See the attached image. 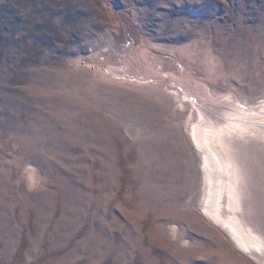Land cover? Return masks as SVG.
Here are the masks:
<instances>
[{"label": "rangeland", "instance_id": "obj_1", "mask_svg": "<svg viewBox=\"0 0 264 264\" xmlns=\"http://www.w3.org/2000/svg\"><path fill=\"white\" fill-rule=\"evenodd\" d=\"M173 88L264 99V0H0V264H260L199 211Z\"/></svg>", "mask_w": 264, "mask_h": 264}, {"label": "bare ground", "instance_id": "obj_2", "mask_svg": "<svg viewBox=\"0 0 264 264\" xmlns=\"http://www.w3.org/2000/svg\"><path fill=\"white\" fill-rule=\"evenodd\" d=\"M170 93L189 113L185 132L199 155L204 179L199 211L225 230L238 249L264 264V235L248 219L249 186L257 185L258 164L264 161V99L232 101L229 113L214 114L177 88Z\"/></svg>", "mask_w": 264, "mask_h": 264}]
</instances>
